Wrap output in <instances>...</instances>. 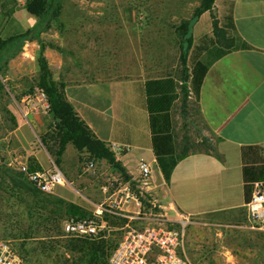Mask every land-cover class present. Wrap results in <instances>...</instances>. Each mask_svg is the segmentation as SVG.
<instances>
[{"label":"crops","instance_id":"1","mask_svg":"<svg viewBox=\"0 0 264 264\" xmlns=\"http://www.w3.org/2000/svg\"><path fill=\"white\" fill-rule=\"evenodd\" d=\"M231 2L237 34L249 46L231 49L216 59L204 76L198 114L214 138L213 149L181 135L183 142L189 141L190 150L165 181L152 151L144 91L145 81L151 78L173 76L177 85L181 83L174 73H166L176 65L166 55L164 42L138 49L128 39L127 29L125 43L115 49L114 28L104 33L93 22H64L61 12L51 13L49 22L47 15H32L37 18L21 23L24 16L17 13L24 9V0L21 4L0 0V40L31 31L23 43L14 38L0 46V99L6 97L3 105L12 116L5 117L0 107V130L4 132L0 134V152L10 154L8 159L20 165L34 156L44 171L60 169L66 182L54 185L50 196L91 212L98 230L104 229L100 239L117 243L128 225L148 223L149 209L172 219L205 217L212 225L243 228L247 210L240 149L254 145L264 153V0ZM203 15H209L210 28L200 33L195 27ZM212 35L210 11H205L192 27L194 46ZM192 52L182 66L188 72ZM40 57L71 111L106 144L118 167L105 158L86 162L88 153L78 151L71 142L59 155L47 149L51 141L47 145L42 142L41 136L52 131L57 121L49 111L41 110V101L27 99V88L37 87L44 72ZM33 98H37L35 93ZM175 101L172 133L179 151ZM124 147L128 149L120 152ZM130 150L138 157L133 168L124 160ZM141 160L152 168L147 184L140 176ZM251 232L260 234L264 229Z\"/></svg>","mask_w":264,"mask_h":264},{"label":"rangeland","instance_id":"2","mask_svg":"<svg viewBox=\"0 0 264 264\" xmlns=\"http://www.w3.org/2000/svg\"><path fill=\"white\" fill-rule=\"evenodd\" d=\"M47 1L49 2L50 0ZM51 1L53 2L52 8L44 14L47 15V18L49 17L48 22L53 20V15L51 14L55 12V10L53 11V7L55 8L56 6H59V8L55 9L57 12H61V20L64 22L75 23L78 21V24L93 22L95 23L94 26L104 29V33L110 32V29L114 28L115 49L122 48L121 46L125 43L127 29L128 39H131L133 44L137 45L138 49H141V45L146 46L147 43L155 45V42L157 41L159 43L164 42L166 55L170 56L171 61H173L176 65V67L173 68L174 70H168L166 73H174V75L177 76L178 81L183 79L184 69L182 66L184 63H182L181 54L185 48V42L184 36L181 33L182 31L180 32L179 29L184 22H187L192 18L193 13L200 5L201 0ZM229 2L230 0H214L210 11L212 24L213 22H216L219 25L221 24L224 15V6H227ZM18 3L21 4V0H18ZM74 13L77 15L75 16ZM17 14L24 16V19L20 21L21 23L26 22L28 18L32 20V18L35 17L29 15L21 8L18 10ZM57 16L58 15H55V17ZM77 16L81 18L78 20L74 19ZM209 28V15H203L195 27V31L205 33L209 30ZM108 37H110V35ZM206 40L208 44L216 42L220 43L222 41L214 38L213 35L206 37ZM15 46L16 44H13V47ZM99 47H103L102 43ZM193 47L194 44H192L187 52L186 62L188 58L190 60L191 54L189 55V53ZM9 49H11V46L7 49V51H9ZM191 58H193V52ZM182 86L183 85L181 83L178 84L180 97L175 101V105L173 107L176 139L177 145H179L178 149H182L181 145L184 144L181 139V135L183 134L189 136L190 142L198 140L199 144L203 142L205 146H208V144L213 143L214 138L201 120L197 112L196 104L193 101V97L187 98L188 104L186 107L182 106ZM31 88L33 89L35 87H28L27 92H30L31 94L35 93L34 89L32 90ZM5 101L6 97L0 99V107L3 106ZM3 133L4 132L0 130V134ZM9 155L10 154L0 152V164L4 163L13 170L20 171V163L12 160L11 157L8 159ZM85 156L86 162H89V160L92 159L89 158L88 155ZM137 159V152L130 150L124 160L127 161L129 168H133ZM27 201L29 203L32 202L26 193L18 192V190L11 191L9 189H6L5 192V188L0 190V238L11 240L18 250H20L22 242L28 243L27 247L30 245L42 246V243L47 246L45 247L47 249L41 253L35 252V250L30 251L29 254L32 253V255H26L28 264H53L56 259L59 260L61 264H75L74 261L78 258V255L76 253L73 254L64 248V240L70 238L84 240L87 237H80L77 236L75 232L67 231V223L77 222L83 218H89L95 223L98 221L94 219L89 211L87 215L82 218H78L73 214L67 216L62 214V217L58 216V218H60L59 221L61 224L62 234V237H59V239H57V237H35V239H23V237L19 238L17 233L20 230H25L28 224V218L25 214V205L28 204ZM148 211L150 213L148 217H152V215H160L159 212H154L150 209ZM169 214L174 216L172 211L169 212ZM185 218H190V216ZM150 220L151 219H149V221ZM192 220L194 223L187 226L185 244L186 255L192 263L264 264V232L254 234L251 230L248 231V229H243L246 228L245 225L243 228H239L237 226L223 227L220 225H212L211 221L205 217L192 218ZM146 221L148 222V220ZM103 230L104 229L98 230L96 237L92 240V242L100 241L99 244L102 247L100 250V258L94 262L96 264H108V257L114 248L111 247L112 244L109 240L106 241L105 239L98 238V236L103 235ZM221 231H223V234H220ZM44 233L45 230L42 229L37 235H42ZM50 244H52V247H50ZM94 263L90 260L84 264Z\"/></svg>","mask_w":264,"mask_h":264},{"label":"trees","instance_id":"3","mask_svg":"<svg viewBox=\"0 0 264 264\" xmlns=\"http://www.w3.org/2000/svg\"><path fill=\"white\" fill-rule=\"evenodd\" d=\"M213 3L214 0H201L192 18L180 26L179 31H182L181 33L184 36L185 42V48L181 54L184 65L187 52L193 44L192 27L203 12L211 11ZM52 4L53 2L51 0L49 2L47 0H25L23 7L31 15L43 16L46 11L52 8ZM55 8H59V6ZM55 8L53 7V11L55 10L57 12ZM212 26L214 38L222 41L220 43L208 44L206 40L208 36H206L195 45L193 48L192 66L189 72L188 69L183 70L184 77L181 80V84L183 85L182 106H187V98L191 96L196 104L197 112L200 88L209 66L231 49L240 46H249L237 34L233 20L231 0L227 5L221 24L219 25L213 22ZM30 32L27 30L22 34L0 40V46L14 38H18L19 43H23L28 39ZM40 62L44 72L37 87L43 90L48 102L47 111L57 121L52 131H47L41 136L44 144L47 145L49 141L52 142L47 145V149L51 153L59 155L65 144L71 142L78 151L85 150L89 158H105L115 167H118L113 154L109 151L106 144L97 139L86 124L71 111L57 86L52 81L51 74L48 72L42 57H40ZM2 85L0 79V89L3 88ZM177 86V81L173 76L151 78L144 83L145 104L151 131L152 151L156 164L165 181H169L172 170L178 160L183 158L190 150L187 138L182 145V149L179 151H176L174 144L171 109L174 101L180 96ZM1 110L5 117L12 119L10 112L4 105L1 106ZM208 149H213V144H208ZM240 155L242 162L243 197L245 202H248L251 198L253 183L255 181H262L264 187V153L259 146L247 145L241 147ZM55 162L58 164L57 158ZM25 167V172L21 170L15 171L4 163L0 164V190H3V188H5V192L6 189L11 191L18 190V192L26 193L32 201L31 203L27 201L28 204L25 205L28 224L25 230H20L17 233L19 235L18 237H23V239L57 237L59 239V237H62V234L60 218L58 216L62 217V214L66 216L73 214L78 218H82L87 215L88 211L74 203L50 196L49 193L41 191L33 182L28 180L27 173L43 171V168L34 156L27 158ZM42 229L45 230V233L37 235ZM92 240L93 238L89 237L84 240L71 238L64 240V248L78 255V258L74 261L75 264H84L90 260L94 263L95 260L100 258V250L102 248L99 244L100 241L92 242ZM110 242L113 248L116 243ZM21 244L20 250L16 249L27 264L26 255H32V253L29 254L30 251L35 250V252L41 253L47 249L45 248L47 246L43 245V243L42 246L30 245L28 247V243L26 242H22ZM50 247H52V244H50ZM53 264L61 263L56 259Z\"/></svg>","mask_w":264,"mask_h":264},{"label":"built area","instance_id":"4","mask_svg":"<svg viewBox=\"0 0 264 264\" xmlns=\"http://www.w3.org/2000/svg\"><path fill=\"white\" fill-rule=\"evenodd\" d=\"M23 54L26 56L25 52ZM34 91L37 98H33V94L30 93L27 99H30L32 103L41 101V110L47 111L48 102L43 90L35 87ZM31 106L36 108L35 104ZM127 149L128 147L119 148V151ZM90 165L92 164L90 163ZM20 170L26 171L25 164L20 165ZM139 170L142 181L147 184L152 176L150 164L141 160ZM26 175L29 181L46 193H50L54 185L66 182L63 173L58 168L50 171L29 172ZM246 210L247 223L245 227L250 230L264 229V187L262 181L253 183L252 195L246 202ZM146 219L148 223L144 226L128 225L112 249L108 257V264H194L185 252L186 230L188 225L194 223L192 218L172 219L168 218L166 214L160 213L157 216H147ZM66 230L75 232L80 237L95 238L98 227L93 220L83 218L77 222L67 223ZM0 264L27 263L11 240L0 238Z\"/></svg>","mask_w":264,"mask_h":264}]
</instances>
